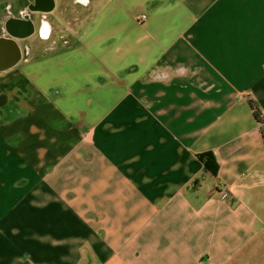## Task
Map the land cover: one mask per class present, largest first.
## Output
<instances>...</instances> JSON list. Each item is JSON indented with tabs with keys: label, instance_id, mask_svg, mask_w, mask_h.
I'll use <instances>...</instances> for the list:
<instances>
[{
	"label": "crops",
	"instance_id": "0c3cea01",
	"mask_svg": "<svg viewBox=\"0 0 264 264\" xmlns=\"http://www.w3.org/2000/svg\"><path fill=\"white\" fill-rule=\"evenodd\" d=\"M77 1L0 0V264H264V0Z\"/></svg>",
	"mask_w": 264,
	"mask_h": 264
},
{
	"label": "rangeland",
	"instance_id": "374dc122",
	"mask_svg": "<svg viewBox=\"0 0 264 264\" xmlns=\"http://www.w3.org/2000/svg\"><path fill=\"white\" fill-rule=\"evenodd\" d=\"M58 10L54 13L53 17L59 18L58 23L62 26L61 33L70 30H77L79 20L89 18L91 14L90 6L83 4L77 0H59ZM0 20L1 17H0Z\"/></svg>",
	"mask_w": 264,
	"mask_h": 264
},
{
	"label": "water",
	"instance_id": "95a60500",
	"mask_svg": "<svg viewBox=\"0 0 264 264\" xmlns=\"http://www.w3.org/2000/svg\"><path fill=\"white\" fill-rule=\"evenodd\" d=\"M16 23L15 21L9 22L8 30L11 33H18ZM18 51V47L14 41L9 38L0 37V59L4 58L0 61V68L13 64L18 58Z\"/></svg>",
	"mask_w": 264,
	"mask_h": 264
},
{
	"label": "trees",
	"instance_id": "16d2710c",
	"mask_svg": "<svg viewBox=\"0 0 264 264\" xmlns=\"http://www.w3.org/2000/svg\"><path fill=\"white\" fill-rule=\"evenodd\" d=\"M251 106L255 111L256 116L258 117L260 123L262 124V134H263V140H264V118H262L260 111L258 108L251 102ZM199 160L202 162L204 168L210 172L212 175L216 176L218 172V162L216 160L215 154L212 151H205L198 154Z\"/></svg>",
	"mask_w": 264,
	"mask_h": 264
},
{
	"label": "built area",
	"instance_id": "2783aa9c",
	"mask_svg": "<svg viewBox=\"0 0 264 264\" xmlns=\"http://www.w3.org/2000/svg\"><path fill=\"white\" fill-rule=\"evenodd\" d=\"M7 8L9 9V6H7ZM11 13V12H9ZM20 14H23V11H20ZM42 21L46 19V15L43 13L42 14V17H41ZM263 126H264V123H263Z\"/></svg>",
	"mask_w": 264,
	"mask_h": 264
}]
</instances>
